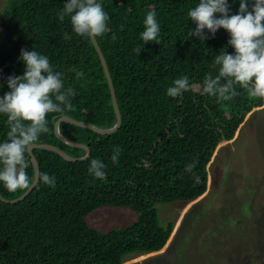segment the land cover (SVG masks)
Returning <instances> with one entry per match:
<instances>
[{
    "label": "trees",
    "instance_id": "obj_1",
    "mask_svg": "<svg viewBox=\"0 0 264 264\" xmlns=\"http://www.w3.org/2000/svg\"><path fill=\"white\" fill-rule=\"evenodd\" d=\"M64 0H9L0 18V83L8 75H22V48L46 54L64 73L66 86L76 95L63 114H49V132L36 144H51L72 157L85 150L63 143L54 131L55 118L67 115L99 128L117 123L108 79L92 42L72 31L69 19L58 21ZM109 13L110 31L97 38L106 59L119 109L120 129L102 136L67 122L61 132L91 150L85 161L70 162L59 154L35 149L40 174L56 178L54 188L38 183L22 201L0 199V264H123L128 257L164 248L174 223H161L156 204L190 202L205 194L207 166L219 144L231 140L254 107L264 99L251 97L237 84V95L217 102L201 95L206 74H217L214 57L229 34L220 29L203 44L188 39L187 11L198 0H99ZM231 3V0H230ZM239 0L232 5L233 13ZM155 9L161 25L160 44L143 47L140 33L147 11ZM228 52L234 49L228 47ZM80 73V75H77ZM187 75L190 90L167 96L172 81ZM8 91L6 85L0 95ZM6 117L0 116V140L6 139ZM122 149L118 163L111 155ZM107 165V180L88 174L90 160ZM195 162L192 172L185 166ZM28 172L35 175L31 156ZM28 189L0 195L10 201ZM107 207L128 208L138 221L102 232L90 227L87 217ZM169 242V241H168Z\"/></svg>",
    "mask_w": 264,
    "mask_h": 264
},
{
    "label": "clouds",
    "instance_id": "obj_2",
    "mask_svg": "<svg viewBox=\"0 0 264 264\" xmlns=\"http://www.w3.org/2000/svg\"><path fill=\"white\" fill-rule=\"evenodd\" d=\"M235 3L236 0H231V3L230 0H198L187 11L189 21L195 26L188 27V39L195 37L203 44L209 38L215 37L220 29H224L230 37L214 57L212 67L216 69L217 74H206L201 86L200 94L213 97L217 102L232 100L238 94L235 87L237 84L247 90L251 97L264 99V0H239V8L233 13L232 5ZM7 6L8 3L3 7L2 16L6 13L4 8ZM57 17L60 23L66 18L69 19L72 31L87 40H95L110 31V15L99 0H64ZM143 25L144 30L140 33L143 47L137 49L138 53L148 43L161 42V25L155 9L147 11ZM228 47L234 51L228 52ZM19 60L24 65L23 74L8 75L3 78L4 82L0 83V91H3L5 85L8 89L0 95V116L6 117L8 126L7 138L0 140V185L11 193L36 185L37 177L28 172L30 149L40 141L43 134L49 132L48 115L63 114L66 109L71 108V101L76 95L72 87L66 86L64 73L56 70L46 54L36 49L29 51L22 48ZM190 87L189 77L182 75L172 81L166 89V94L172 98L180 97L189 91ZM64 116L54 119V127ZM121 152L119 146L114 147L110 157L114 164L119 162ZM195 166V162L190 163L185 166V170L192 172ZM106 169L107 165L102 159L93 158L88 166V174L95 179L106 181ZM39 183L54 188L56 178L48 172H43L39 176Z\"/></svg>",
    "mask_w": 264,
    "mask_h": 264
},
{
    "label": "rangeland",
    "instance_id": "obj_3",
    "mask_svg": "<svg viewBox=\"0 0 264 264\" xmlns=\"http://www.w3.org/2000/svg\"><path fill=\"white\" fill-rule=\"evenodd\" d=\"M8 1L0 0V18ZM207 172L202 197L156 204L161 223H174L165 247L123 264H264V105L252 108L234 138L219 144ZM138 218L128 208L103 207L87 222L109 232Z\"/></svg>",
    "mask_w": 264,
    "mask_h": 264
},
{
    "label": "water",
    "instance_id": "obj_4",
    "mask_svg": "<svg viewBox=\"0 0 264 264\" xmlns=\"http://www.w3.org/2000/svg\"><path fill=\"white\" fill-rule=\"evenodd\" d=\"M92 42H93V44H94V46H95V48H96V50L98 52V55L100 57L102 65L104 67V71H105L106 77L108 79L110 92H111V96H112V100H113V106H114V109H115V112H116V115H117V124L112 129H100V128L95 127L92 124L87 123V122H78V121H76L73 118L68 117V116H64V117L60 118L56 122L55 127H54L56 136L58 138H60L63 142H65L66 144H68V145H70L72 147L80 148V149L85 150L86 151L85 157L74 158V157L68 155L63 150H61L60 148H58L56 146L47 145V144H42V145L35 144L30 149V155H31V161L33 163V167H34V171H35V176L37 177L36 185H34L32 188L28 189L22 196H20L19 198L15 199V200L7 201V200L3 199L1 197V195H0V199H2L4 202H8V203L20 202V201L24 200L36 188V186L38 185L39 176H40V168H39L38 162H37V160H36V158H35V156L33 154V151L35 149H44V150H49V151L55 152V153L59 154L62 158H64L67 161H70V162H77V161L87 160L90 157L91 151H90V149L87 146L75 143V142L69 140L67 137H64L61 134V132H60V124H61V122H70L71 124H74L76 126L87 128V129H91V130H93L94 132H96V133H98L100 135H110V134L116 132L120 128L121 123H122V117H121L120 110H119V107H118L117 96H116L115 88H114V85H113L112 77L110 75L106 59H105V57H104V55L102 53V50L99 47L97 39L92 40Z\"/></svg>",
    "mask_w": 264,
    "mask_h": 264
}]
</instances>
